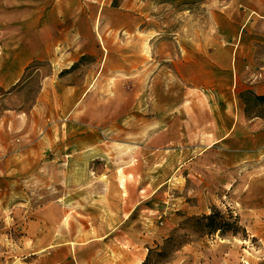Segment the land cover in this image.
<instances>
[{
  "label": "rangeland",
  "instance_id": "1",
  "mask_svg": "<svg viewBox=\"0 0 264 264\" xmlns=\"http://www.w3.org/2000/svg\"><path fill=\"white\" fill-rule=\"evenodd\" d=\"M262 97L264 0H0V264H264Z\"/></svg>",
  "mask_w": 264,
  "mask_h": 264
},
{
  "label": "crops",
  "instance_id": "2",
  "mask_svg": "<svg viewBox=\"0 0 264 264\" xmlns=\"http://www.w3.org/2000/svg\"><path fill=\"white\" fill-rule=\"evenodd\" d=\"M46 53H42L40 56L46 57ZM110 206L112 208L111 214L117 219L119 217H124L130 209V207H124L121 203H110L109 207ZM126 208L128 210H126ZM118 223L119 222L116 221L112 226L96 227L94 232L97 235V240L92 239L85 241L82 238H77L76 246L73 248L67 247L68 250H64L65 256H62L60 259L56 256H50L52 252L50 251V254L46 258L47 262H49V264H68L70 262L71 264H127L128 250L124 248L125 241H121L123 237L119 232V230L123 231V227H118ZM86 231L90 232L89 235H92L91 229H87ZM100 239H102L101 242L94 243L95 250L85 247L89 242L94 240L98 241ZM141 261L142 258L138 263Z\"/></svg>",
  "mask_w": 264,
  "mask_h": 264
},
{
  "label": "trees",
  "instance_id": "3",
  "mask_svg": "<svg viewBox=\"0 0 264 264\" xmlns=\"http://www.w3.org/2000/svg\"><path fill=\"white\" fill-rule=\"evenodd\" d=\"M261 100H264V97L261 98ZM218 216H221L219 212H213L212 214H208V216H204L203 218L207 221V227L211 231H233L235 234L238 233V218H235V222L233 225L229 224V222H226L224 220L223 216L220 217V219H217ZM228 227H232V230H229Z\"/></svg>",
  "mask_w": 264,
  "mask_h": 264
}]
</instances>
